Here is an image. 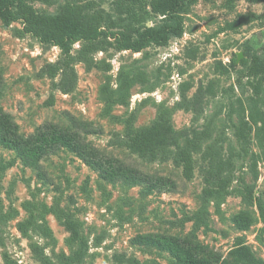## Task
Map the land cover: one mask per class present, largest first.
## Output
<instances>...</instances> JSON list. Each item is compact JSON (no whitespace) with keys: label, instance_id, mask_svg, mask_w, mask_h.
<instances>
[{"label":"rangeland","instance_id":"374dc122","mask_svg":"<svg viewBox=\"0 0 264 264\" xmlns=\"http://www.w3.org/2000/svg\"><path fill=\"white\" fill-rule=\"evenodd\" d=\"M97 1L116 17L109 0ZM62 2H34V6L54 12ZM248 12L263 14L264 0H195L183 14L182 35L138 52L108 48L92 54L93 63L76 61L74 86L68 92L53 87L58 74L51 78L43 72L59 57L60 48L30 34L19 37L15 29L22 26L20 21L5 25L0 19V106L13 117L20 133L28 135L48 121L68 124L69 116L80 118L92 124L95 131L87 134V140L99 150L176 181L174 189L152 191L141 185L112 184L67 149L43 159L38 172L0 144V264H64L78 246L71 240L68 219L87 240L79 264H129L113 260L120 253L135 258V264H176L166 251L131 243L137 233L146 232L190 237L223 255L241 237L264 259V232L255 205L235 193L221 202L205 201L201 153L195 155L197 167L187 180L172 161L173 145L167 159L155 161L120 145L131 112L135 129L167 112L172 142L182 145L194 130L208 125L207 143L226 153L240 149L235 128L249 117L256 80L244 75L243 60L249 63L253 54H264V21L237 28L227 23ZM149 14L148 25L160 21L159 15ZM252 37L260 43L251 45ZM79 47L80 42H75L71 53ZM219 63L228 70H218ZM197 94L198 113L187 107ZM249 148V154L234 157L236 178L231 187L241 188L244 182L253 185L254 196L261 197L264 160L257 159L260 148L254 129ZM199 209L205 212V223H197L193 216ZM242 214L254 218L245 230L235 224ZM23 223L26 232L20 230Z\"/></svg>","mask_w":264,"mask_h":264},{"label":"trees","instance_id":"16d2710c","mask_svg":"<svg viewBox=\"0 0 264 264\" xmlns=\"http://www.w3.org/2000/svg\"><path fill=\"white\" fill-rule=\"evenodd\" d=\"M56 1L58 0H0V19L5 25L20 21L22 26L15 29V34L19 37L30 34L42 43L60 48L59 57L55 62L47 63L43 72L51 78L58 74L59 81H53V87L68 92L74 86L76 61L93 63L92 54L108 48L138 52L151 44L166 45L171 37L182 35L183 14L195 0H109L116 17L106 11L97 0H63L54 12L40 11L34 6V2L52 4ZM149 12L159 15L160 21L148 25ZM256 20L264 21V13H240L227 26L237 28ZM250 40L251 45L260 43L255 37ZM77 41L80 42V47L76 54H72V45ZM243 64L244 75L256 79L252 84L255 98L251 103L248 119L243 118L235 128V137L240 146L238 151L230 149L228 153L222 152L213 144L207 143L211 137L208 125L194 130L182 145L172 142L169 135L171 121L167 112H161L150 125L140 129L133 127L135 113L131 112L120 145L150 161L167 159L168 147L173 145L172 161L181 168L182 177L187 180L194 176L197 167L195 155L201 153L199 166L205 201L213 199L221 202L225 197L237 194L256 206L262 222L261 230L264 232V190L260 197L253 195V185L243 182L241 188L231 187L236 178L234 157L250 153V134L253 129L260 148L257 159L264 160V96H260L264 85V54H253L250 62L243 60ZM221 68L228 70L227 66L219 63L218 70ZM187 107L193 112H201L198 94ZM93 131L95 130L90 122L69 116L68 124L48 121L32 133L24 135L19 132L13 117L0 106V144L14 150L24 165L35 168L38 172L41 171L43 159L58 150L67 149L79 156L102 179L112 184L141 185L147 191L175 188L174 178L145 172L99 150L87 140V134ZM203 211L199 209L193 214L197 223H205ZM253 222L254 218L249 214H242L235 219L236 226L241 230L249 228ZM66 225L71 232V240L77 242L78 246L66 257L64 264H79L85 255L87 240L80 235L75 222L68 219ZM19 227L22 232H26L24 223ZM131 243L148 244L166 251L176 264H264V259L257 257L241 237L236 238L225 255L193 238L175 234L137 233L131 238ZM112 257L117 263L135 264L137 261L133 257H125L124 253L114 254Z\"/></svg>","mask_w":264,"mask_h":264}]
</instances>
